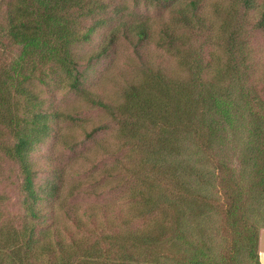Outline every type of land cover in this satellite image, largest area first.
I'll return each mask as SVG.
<instances>
[{"label":"trees","instance_id":"trees-1","mask_svg":"<svg viewBox=\"0 0 264 264\" xmlns=\"http://www.w3.org/2000/svg\"><path fill=\"white\" fill-rule=\"evenodd\" d=\"M238 1L245 12L256 6V0ZM187 10L197 17L200 1L193 0ZM123 15L122 10L109 9L103 0H0V36H5L12 48L10 56L4 54L0 62V169L7 163L19 168L27 198L22 226H9L5 231L0 227V249L4 247L12 254L17 264H25L30 251L33 261L41 255L56 258L54 248L61 250L55 264H127L126 260L143 264H238L242 258L249 264H260V230L251 223L248 209L251 200L264 199V87L250 82V68L245 66L249 56L235 49L236 28L227 40L232 69L223 74L221 81L227 84L222 89L202 80L206 69L199 53L187 70L191 78L165 88L162 95L153 90L155 100L144 96L149 84L142 78L144 87L137 85L139 75H135L130 83L134 85L125 91L124 101L117 108L99 99L89 101L97 109L114 112L113 119L124 117L113 145H98L84 156L92 169L103 163L98 170L101 177L69 185L60 161L48 158L39 162L42 156H32L35 148L51 137L54 126L67 117L54 99L43 95L54 96L65 78L72 92L80 97L90 94L84 86L96 66L114 51L119 36H109L98 51L80 54L78 47L91 45L96 34ZM258 27L264 31V4ZM122 37L135 46L138 55L150 40L143 23L131 26ZM157 79L166 84L162 77ZM35 80L48 89L43 95L33 91ZM22 99L26 101L23 117L16 112ZM66 120L74 124L76 119L71 116ZM104 130V126L93 128L85 140L94 142ZM80 144H69V151L73 153ZM128 149V164H121L120 155ZM166 157L175 158L179 165L168 163ZM178 158L186 164L182 166ZM108 159L113 162L106 166ZM174 167L181 168L179 176ZM43 175L48 178L41 185ZM125 176L136 177L142 186L133 198L140 195V203L128 215L99 204L85 208L86 214L80 216L62 202L63 193L73 197L75 192L86 193L83 188L89 186L99 187L89 193L100 198L110 192L102 181L109 183ZM120 188V183L112 186V190ZM59 209L84 235L79 241L72 239L73 245L79 246L77 252L66 250L60 237L69 234L70 228L64 227V232L57 229L64 223L62 216L59 219ZM212 214L221 217L227 236L228 246L220 258L209 241L194 236L196 222L202 224ZM134 220L148 222L141 235L119 229L122 224L130 227L137 222ZM102 224L106 229L108 226L110 234L99 231Z\"/></svg>","mask_w":264,"mask_h":264},{"label":"rangeland","instance_id":"rangeland-1","mask_svg":"<svg viewBox=\"0 0 264 264\" xmlns=\"http://www.w3.org/2000/svg\"><path fill=\"white\" fill-rule=\"evenodd\" d=\"M109 9L122 10L123 18L116 19L106 25L98 34H96L94 42L91 45H80L78 53H89L91 50L98 51L105 40L112 35H117V45L110 53L109 57L104 58L99 65L96 66V71L86 86L89 91L87 96L80 97L79 94L70 90L68 79H62V82L57 85L54 91V96L43 95L47 88L40 85L39 81L35 80L34 88L37 94L41 91L43 96L48 99H54L57 106L62 109L65 116L68 118L74 116L75 123L68 122L67 117L62 123H57L54 126L51 137L46 140L39 148H35L37 159L42 156L39 162L48 161L55 158L60 161L66 181L69 185H75L79 180L87 183L88 178L96 177L98 170L103 167V163L99 164L97 169H92L91 164L87 163L84 156H88L90 151L98 145L108 144L113 145L115 135L120 132L119 127L124 121V117L118 116L113 119L114 112H104L92 106L90 100H102L111 106H119L124 101L125 91L134 84H130L134 79L133 76L139 75L135 81L137 85L142 86L143 83H148L144 96L147 95L155 100V94H165V88L175 87L178 83H186L191 75L189 70L194 61L196 54H202V66L206 69L202 80L206 83L214 84L222 89L227 82L221 81L223 74L229 69H232L230 62V45L227 44L231 32L236 28L238 41H236L235 49H240L241 53L248 55V61L245 66H249V79L253 86L259 88L264 87V31L258 24L261 20L262 6L264 0H256L255 8L245 12L238 4V0H198L200 1V10L197 17L187 8L193 0H164L162 3L154 0H103ZM186 18V20H185ZM98 19V18H97ZM95 19V20H97ZM237 23V26L234 24ZM145 24L148 27L150 40L144 43V47L140 49V54L136 53L135 46L127 42L122 34L126 30H130L131 26ZM89 24H93L92 21ZM170 34V36H169ZM168 36V37H167ZM172 40V42L170 41ZM9 40L4 36H0V62L3 60L4 54L10 56ZM138 44V39H134ZM241 46V47H240ZM144 64H146L144 66ZM148 66V67H146ZM149 68V69H148ZM243 69V67L241 68ZM162 77L166 84L158 82L157 77ZM142 78L145 80L142 81ZM139 81V82H138ZM143 82V83H142ZM116 84H119L116 86ZM136 85V84H135ZM151 86V87H150ZM144 87V86H142ZM56 88V87H55ZM171 92V90H169ZM172 93V92H171ZM16 112L23 117L26 111V101L22 99ZM173 118L170 119V121ZM104 126L106 130L97 135L96 140L86 141V134L91 132L93 128ZM181 131V130H180ZM74 142L82 143L73 153L69 151L68 145ZM110 143V144H109ZM236 156H237V152ZM131 150H126L120 155L121 164H128L127 158L130 157ZM231 154V152H230ZM100 157V156H99ZM184 155L183 158H187ZM236 158V157H235ZM34 159V157H33ZM168 163L174 166L179 165L177 160L172 157L165 158ZM184 166L186 162L180 161ZM237 160L234 159V163ZM112 159H108L105 164L111 165ZM177 164V165H175ZM238 164V161L236 162ZM83 166V169L80 167ZM238 168H240L238 164ZM79 170V176L75 177V172ZM176 175L179 176L181 168L174 167ZM212 169V168H211ZM82 172V174H81ZM96 173L95 175H92ZM102 174L99 176L101 177ZM48 176L43 175L39 181L41 185L46 184ZM108 184L107 189L110 192L98 198L89 193L98 186L82 187L87 192L74 193L73 197H68L66 193L62 194V202L69 205L71 213H76L80 216L86 214L88 207H96L99 204H107L112 209H116L122 215H128L137 209L140 201V195L133 200L137 195V191L142 188L136 177L118 178L114 180L102 181ZM121 184V188L112 190L115 184ZM141 186V187H140ZM106 191V190H105ZM0 227L3 230H8L9 226L21 227L25 221V205L26 194L22 189V181L19 177V168L13 164L7 163L0 169ZM262 201V202H261ZM142 205V204H141ZM59 219L63 217L64 223H59L57 229L64 232V227L70 228L69 234L62 233L61 239L66 243V250L78 251L79 246L72 243V239L81 240L84 235L78 232L72 225V222L66 220L65 212L61 209L58 211ZM134 214V213H133ZM248 214L251 223L258 230L264 228V199H257L250 202ZM62 216V217H61ZM218 215H211L210 219L202 224L194 225L196 231L195 238L199 240L209 241L218 258L221 257L225 246H228L227 236L225 235V227L220 221ZM130 227H125L122 224L119 229L124 233L141 235L142 228L147 225V220H134ZM10 224V225H8ZM67 224V225H66ZM109 225V224H108ZM110 226V225H109ZM91 229H93L91 227ZM113 231V229H111ZM100 232L110 234L111 231L102 224ZM116 231V230H115ZM88 236V235H86ZM53 248L56 247V241L53 240ZM226 244V245H225ZM110 246V245H109ZM109 250V249H108ZM134 252V250H129ZM59 248H54L53 253L58 257L50 258L46 255H41L39 259L33 261L30 256L33 252L30 251L25 257V264H55L60 260ZM12 254H9L5 248L0 249V264H17V261L11 259ZM23 257V256H22ZM82 254L79 259H82ZM128 257V256H127ZM126 257V259H127ZM17 259L16 257H14ZM136 258V257H135ZM238 264H249L246 258L240 259ZM81 262V261H80ZM87 264L86 261H82ZM127 264H143L134 261H127ZM111 264V263H109Z\"/></svg>","mask_w":264,"mask_h":264},{"label":"crops","instance_id":"crops-1","mask_svg":"<svg viewBox=\"0 0 264 264\" xmlns=\"http://www.w3.org/2000/svg\"><path fill=\"white\" fill-rule=\"evenodd\" d=\"M258 254L260 264H264V228L260 230L259 234Z\"/></svg>","mask_w":264,"mask_h":264}]
</instances>
